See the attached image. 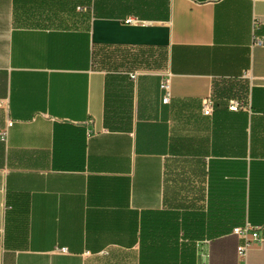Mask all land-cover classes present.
Returning a JSON list of instances; mask_svg holds the SVG:
<instances>
[{
	"label": "crops",
	"instance_id": "crops-1",
	"mask_svg": "<svg viewBox=\"0 0 264 264\" xmlns=\"http://www.w3.org/2000/svg\"><path fill=\"white\" fill-rule=\"evenodd\" d=\"M255 36L264 0H0V264H240L247 221L264 264Z\"/></svg>",
	"mask_w": 264,
	"mask_h": 264
},
{
	"label": "built area",
	"instance_id": "built-area-1",
	"mask_svg": "<svg viewBox=\"0 0 264 264\" xmlns=\"http://www.w3.org/2000/svg\"><path fill=\"white\" fill-rule=\"evenodd\" d=\"M128 21L134 22L135 20L133 18H130ZM264 45V38L255 36L253 40V46H263ZM161 89L164 92L163 102H167L171 96V88H170V82L168 78H163L161 85ZM3 105L2 100H0V106ZM241 105L240 102L235 101L232 103V108H236L237 106ZM203 108L205 114H210L212 109V102L210 99H205L203 101ZM12 125V122L10 123ZM233 232L237 234L241 238V243L237 247V254L238 258L240 260V264H248L247 263V256L249 253V249L257 244L263 241V237L261 235V228L254 226L250 222H246L242 226H237L234 228ZM63 251H66V248L62 249Z\"/></svg>",
	"mask_w": 264,
	"mask_h": 264
}]
</instances>
